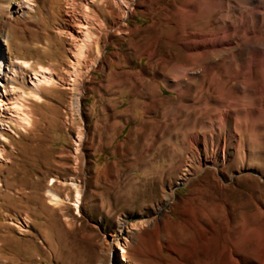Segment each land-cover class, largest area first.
I'll list each match as a JSON object with an SVG mask.
<instances>
[{
  "label": "rangeland",
  "instance_id": "obj_1",
  "mask_svg": "<svg viewBox=\"0 0 264 264\" xmlns=\"http://www.w3.org/2000/svg\"><path fill=\"white\" fill-rule=\"evenodd\" d=\"M115 1L0 0V264H120L117 242L133 264H264V86L208 90L183 45L238 12ZM39 66L54 80L33 87Z\"/></svg>",
  "mask_w": 264,
  "mask_h": 264
},
{
  "label": "bare ground",
  "instance_id": "obj_2",
  "mask_svg": "<svg viewBox=\"0 0 264 264\" xmlns=\"http://www.w3.org/2000/svg\"><path fill=\"white\" fill-rule=\"evenodd\" d=\"M11 1L13 0H6L7 5L6 7H3V10L6 14H8V11H9L8 4ZM194 1L195 2H194L193 7L187 10L186 14L189 15L188 18L189 17L195 18L196 15L200 13H204L203 15H205V13H207L208 15L214 14L213 18H215L216 15H218L221 11H224V12L227 11V15H230V13L232 12H235V13L238 12V16L237 17L236 15L232 17L223 16L224 21L222 20L223 22L219 23V25L216 26V29L213 26L214 29L210 31L209 30L210 28L208 29L207 27L208 31H210L208 34H205L203 37L193 36L191 40L189 39L187 42L185 43L183 42L184 43L183 45L190 46L189 51L191 53H197L195 57H193L194 66L191 68L190 71L196 69V65L200 63L201 73H203V75L201 74L202 75L201 78L205 83L208 84V90H211L214 87L215 88L214 91H216L218 94L222 96L235 94L236 88H239V90L241 89L240 88L241 81H245L247 84H250V86H255V84H253L254 81H252V78H254L256 74H259L260 76V80L258 83L261 82V85L264 86V0H235L234 1L236 2L235 6L234 8H231L230 10H228V6L226 5L225 0H194ZM115 2L118 4L122 3L121 5L126 4V7H129L127 5H129L130 0H116ZM183 9H186V8H182V10ZM87 15L88 13L86 11V8H83L84 18H86ZM179 17L181 18V16ZM180 18L179 20L182 22ZM229 19H231L230 22H228ZM185 21H187V19ZM202 25L204 26L207 24L202 23ZM80 31L82 35H81V40L77 41V45H76V52H75L76 62L81 61V56L84 54L83 49L85 48V46H87V42L93 41L92 34L90 30L88 29V27L81 26ZM189 33L188 35H190ZM201 33L203 32H200L199 36L201 35ZM239 36L245 42L241 43L240 45H237L238 43L234 44L233 40ZM247 54L249 57L244 58V56ZM23 64L24 63H21V65ZM26 64L27 63L25 62V65ZM226 67H229L231 71L230 73L231 75L229 76L228 80L223 81L225 77L221 73L226 71ZM73 68H74L73 74L77 75L78 68L76 66H73ZM47 69L48 68L39 66L33 72L32 74L33 76L31 78L33 87H37L39 84H42V83L43 84L51 83L52 80H54L52 73ZM0 74H1V63H0ZM179 74L181 76H185L187 73L185 74L184 72H181ZM220 77H222V79H220ZM232 80L237 82L236 85L227 88V84L229 83V81H232ZM205 86L206 84L203 83L202 86H198V87L200 88V90H203V87ZM241 90H243L242 92L247 94L250 97L254 95V91H252L253 89L248 90L246 87V89L243 88ZM19 108H20V105L13 102L12 109L14 111L21 112ZM263 110H264V105H263ZM228 114H229V108L223 107V109H221L220 116L227 117ZM16 116H18V121L28 123L27 121L28 119L25 116V114L24 116H21L20 113H16ZM78 129L76 131V140H75L77 144L76 147L78 146V143L79 141H81V138H82L80 129L79 130ZM186 170L190 171L191 169H186ZM71 186H72V193H73L71 205L74 210L78 211L79 202L81 199V194H80L81 192L79 191L78 187L74 183H72ZM50 196H51L50 200L53 201V204L54 203L56 204L57 202L61 201L60 198H58L54 194H50ZM144 225H145L144 221L138 222L137 224H132V225L130 224V227L128 228L127 231L124 230L123 225H121L117 231V234L113 236L117 239L120 235H122V233L125 232L127 234V236H125L124 238L125 247H128L129 243L133 241L130 239L133 237V234H134L133 231L139 230ZM117 251L122 253L121 259H119V261H121L120 264H133L132 261H130L131 263H129L128 260L124 257L123 253L126 252V249L118 242H117ZM234 261H232V263H237V261L235 262Z\"/></svg>",
  "mask_w": 264,
  "mask_h": 264
}]
</instances>
